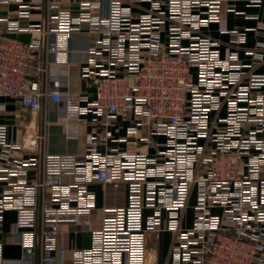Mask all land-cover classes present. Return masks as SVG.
<instances>
[{
  "label": "built area",
  "instance_id": "1",
  "mask_svg": "<svg viewBox=\"0 0 264 264\" xmlns=\"http://www.w3.org/2000/svg\"><path fill=\"white\" fill-rule=\"evenodd\" d=\"M43 4L0 0V234L15 213L8 234L21 248L7 257L0 237V264H264V21L248 11L264 0H81L75 11L49 0L31 23ZM226 13L257 25L230 27ZM84 33L86 89L73 94L51 67L71 65ZM8 98L31 124L2 120ZM51 103L67 138L92 127L83 154L47 151ZM95 183L127 189L98 225ZM65 228L91 237L69 261ZM162 232L174 235L166 263L148 257Z\"/></svg>",
  "mask_w": 264,
  "mask_h": 264
},
{
  "label": "crops",
  "instance_id": "2",
  "mask_svg": "<svg viewBox=\"0 0 264 264\" xmlns=\"http://www.w3.org/2000/svg\"><path fill=\"white\" fill-rule=\"evenodd\" d=\"M44 0L43 8L35 10L32 15L31 23H39L44 21L47 13V2ZM59 1L61 8H67L71 10H77L79 2L81 0H51ZM15 6L11 7L12 13H15ZM240 8L244 9L245 6L240 4ZM251 13H260L261 21H264V5L260 9L250 8L248 9ZM8 11L5 8L0 10V16H6ZM228 23L230 27L235 26H246L255 27L257 21L254 19H246L241 15H235L233 13H226ZM209 33L216 38H219L224 42L223 48H225V42L228 41L227 35H221L218 32L217 25H212L209 29ZM18 37L23 41H30L31 35L27 33H21ZM92 37L87 33L79 34L72 40V51H71V65H56L53 64L51 72L57 83H61L62 80H68L69 90L71 93L76 94L86 89V86L80 79V64L86 59V51L90 44ZM256 36L254 32L248 34L247 46H254L256 43ZM264 40V39H263ZM7 103V112L3 117V121L9 123H17L20 125H29L32 123V118L29 112L21 105L16 99H1ZM43 111H40L35 121L38 127H42ZM49 119L51 121L48 127L47 137V151L53 154L62 153H76L83 154L85 150V135L87 131L92 129L90 125L83 124L80 128V136L77 139H69L66 137L62 125L60 123L59 104L51 103L49 107ZM129 123L120 118L114 125L115 135L117 137L124 136L126 128ZM22 127V126H21ZM24 128L15 129L14 138L20 140L22 138V132ZM158 141L163 142V137H158ZM123 145V144H122ZM43 145L40 143V150ZM97 192L98 205L94 212V223L98 225L101 209L104 206H121L126 203L127 200V189L124 186L120 187H108L103 188L100 184H93L92 186ZM15 220V213L8 212L6 215V221L4 223V232L0 234V237L5 241V254L7 257H19L21 255V248L14 245L11 237L9 236V229ZM66 257L71 260L72 250L77 247H89L91 244L90 233L86 231L75 232V228L66 229ZM174 242V235L170 232H162L160 234H150L149 236V254L148 257L151 260H156L159 263H166L170 260V250Z\"/></svg>",
  "mask_w": 264,
  "mask_h": 264
}]
</instances>
